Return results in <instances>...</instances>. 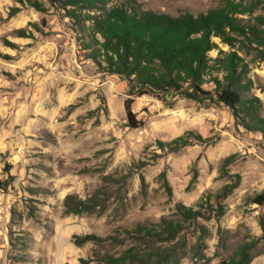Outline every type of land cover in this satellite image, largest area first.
Listing matches in <instances>:
<instances>
[{
	"label": "rangeland",
	"instance_id": "374dc122",
	"mask_svg": "<svg viewBox=\"0 0 264 264\" xmlns=\"http://www.w3.org/2000/svg\"><path fill=\"white\" fill-rule=\"evenodd\" d=\"M39 1L47 12L0 0V264H80L100 249L92 243L74 245V235L123 238L124 229L139 224L178 220V203L196 208L200 198L236 175L241 183L223 200L226 213L220 220L186 223L177 240L155 246L182 243L169 264L177 259L178 264H222L240 244L261 237L264 205L249 199L264 191V136L238 126L224 105H200L173 92L135 98L133 110L144 126L126 127L127 82L103 73L82 49L80 29L47 0ZM138 1L145 10L177 17L205 14L223 0ZM13 7L21 11L10 18ZM19 29L28 37H17ZM214 42L212 59L221 51H237L218 38ZM239 55L250 69L244 96L261 100L264 118V61ZM212 75L223 79L216 71ZM204 88L214 91L215 86ZM187 132L203 141L179 151L158 147L157 141L170 142ZM231 155L237 158L228 175H221L222 162ZM194 168L198 182L189 187ZM70 195L93 201L95 210L66 214ZM27 232L34 242L24 248L15 239L17 249L12 248L11 234L28 238ZM251 256L249 264H264V239Z\"/></svg>",
	"mask_w": 264,
	"mask_h": 264
},
{
	"label": "trees",
	"instance_id": "16d2710c",
	"mask_svg": "<svg viewBox=\"0 0 264 264\" xmlns=\"http://www.w3.org/2000/svg\"><path fill=\"white\" fill-rule=\"evenodd\" d=\"M51 7L63 11L81 31L84 43L82 49L88 58L96 63L103 73L114 75L126 81L128 98L124 102L127 125L139 129L144 122L137 118L133 110L135 98L157 93H175L200 105L216 104L226 106L233 114L237 125L248 131L260 132L264 136V118L259 110L262 106L257 97L244 96L249 79V65L239 55L243 52L253 60L264 61V0H223L221 5L205 14L194 16L183 13L177 17L145 10L138 0H47ZM21 5H29L39 12L48 11L39 0H18ZM259 9L263 13L256 14ZM21 9L13 7L9 17L16 16ZM248 17V18H245ZM41 32L38 25H34ZM17 37H28L25 29L16 30ZM214 38L237 51L220 52L216 59L209 54L217 48ZM221 73L223 79L213 77V72ZM210 77L208 80L207 78ZM212 83L214 91L204 88ZM203 138L193 132L170 142L157 141L161 150L179 151L202 142ZM237 155L225 158L221 165V175H228V167ZM162 176H165L163 174ZM196 168L189 187L198 182ZM232 183L222 186L216 193H209L197 202L196 208L181 203L176 205L178 220L162 218L160 222L143 225L135 229H124V236L100 237L96 235H74L72 242L81 247L92 243L94 250L80 264H169L178 258L179 242L170 246H155L156 243L173 242L185 228L186 223L198 219L220 220L226 213L223 200L239 187L241 179L235 176ZM0 189L3 183L0 181ZM171 193V189H168ZM250 204L264 205V191L249 199ZM65 213L82 215L95 210L93 201L78 200L70 195L64 201ZM262 236L251 242L240 244L229 260L222 264H249L251 251L264 239V218L260 221ZM28 238H14L11 246L17 249L16 240L24 248ZM135 242L128 245L127 242ZM202 241L195 252L199 254ZM142 245H145L143 248ZM106 246L124 247L117 253H106ZM180 259H177L178 264ZM175 263V264H176Z\"/></svg>",
	"mask_w": 264,
	"mask_h": 264
}]
</instances>
